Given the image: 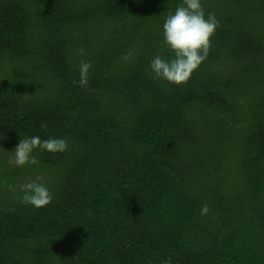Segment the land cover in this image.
Returning <instances> with one entry per match:
<instances>
[{"label":"trees","instance_id":"1","mask_svg":"<svg viewBox=\"0 0 264 264\" xmlns=\"http://www.w3.org/2000/svg\"><path fill=\"white\" fill-rule=\"evenodd\" d=\"M182 2L0 0V264H264V0H201L219 26L175 85L150 63ZM32 136L68 148L9 164Z\"/></svg>","mask_w":264,"mask_h":264},{"label":"clouds","instance_id":"2","mask_svg":"<svg viewBox=\"0 0 264 264\" xmlns=\"http://www.w3.org/2000/svg\"><path fill=\"white\" fill-rule=\"evenodd\" d=\"M218 26L219 21L215 14L208 13L207 19L205 18L201 0H183L174 14L169 13L163 23L164 43L173 53V58L155 56L150 63L153 78L163 79L175 85L185 84L207 58L211 48V37ZM91 68L90 62H81L78 80L80 87H87ZM37 148L50 153H63L68 148V142L63 138L41 140L39 136L21 139L12 151L9 164L16 167L37 164V158L32 155ZM20 190L23 192L20 202L37 209L47 206L53 199V194L44 183L29 181L21 185ZM208 211V205L204 204L200 214L206 215ZM165 264H171V260H166Z\"/></svg>","mask_w":264,"mask_h":264}]
</instances>
